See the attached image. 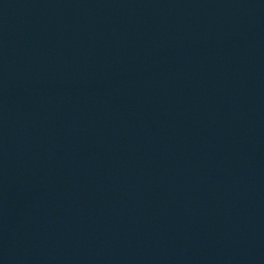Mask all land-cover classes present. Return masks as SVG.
<instances>
[{
    "label": "water",
    "instance_id": "water-1",
    "mask_svg": "<svg viewBox=\"0 0 264 264\" xmlns=\"http://www.w3.org/2000/svg\"><path fill=\"white\" fill-rule=\"evenodd\" d=\"M180 0H0V170Z\"/></svg>",
    "mask_w": 264,
    "mask_h": 264
}]
</instances>
